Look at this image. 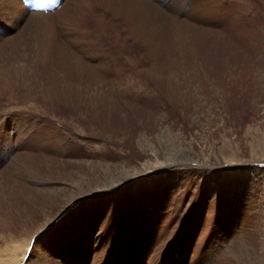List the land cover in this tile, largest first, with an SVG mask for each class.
Segmentation results:
<instances>
[{
    "label": "rangeland",
    "instance_id": "obj_1",
    "mask_svg": "<svg viewBox=\"0 0 264 264\" xmlns=\"http://www.w3.org/2000/svg\"><path fill=\"white\" fill-rule=\"evenodd\" d=\"M73 1L67 0L55 16L40 19V26L24 16L17 25L0 29V119L18 126L22 124L19 113L30 118L31 136L17 154L36 176L44 178L46 185L41 188L58 177L62 186L71 188L69 181L78 179L71 163L83 161L85 166L91 162L99 167L106 162L135 170L148 160L141 150L148 146L179 162L163 174L146 178L144 188L155 193L149 208L163 204L175 179L186 178L179 177L180 171H188L190 181L187 179L185 189L195 194L194 244L188 251L180 248L183 255L167 253L171 259L165 255L155 264H264V0ZM162 14L167 20L159 23ZM36 132L49 133L50 140L40 144ZM54 136L63 138L65 150L59 152ZM182 149L195 158L180 162L188 153ZM3 161L0 264H28L38 261L48 248L47 239L57 230L61 233L62 227L54 226L57 229L47 232L45 240L39 232L32 238L24 236V230L31 227L30 215L38 224L44 211L34 210L21 194L30 179L7 169L13 160ZM239 165L242 167L236 169ZM244 169L248 170L245 178L249 177L246 183L251 197L244 203L243 213L231 222L242 232H229L227 242L219 239L223 243L216 252L208 251L213 250L210 246L201 254V244L218 241L214 231L225 210L222 201L229 200L225 212L236 211L230 204V181L225 185L224 177L230 179ZM46 177L52 181L48 183ZM185 198L180 196L172 204L177 206ZM179 211L170 215L164 210L157 223L155 218H147L156 230L150 234L142 264H153L154 256L172 241L171 236L176 237L183 217ZM203 212L207 226L200 218ZM24 214H30L29 218ZM142 216L145 219V212ZM62 225L73 229V224ZM9 226L13 229L7 230ZM167 232L171 235L165 240ZM188 237L187 232L172 245L178 248ZM167 248L171 250L170 244ZM127 252L125 246L120 249L115 264H138L136 255ZM53 258L60 264L59 256Z\"/></svg>",
    "mask_w": 264,
    "mask_h": 264
},
{
    "label": "bare ground",
    "instance_id": "obj_2",
    "mask_svg": "<svg viewBox=\"0 0 264 264\" xmlns=\"http://www.w3.org/2000/svg\"><path fill=\"white\" fill-rule=\"evenodd\" d=\"M65 2H67V0H62L61 5L55 11L44 14V13H40L37 11L29 12L26 9V7L23 5L21 0H0V29L8 28L9 24L13 26L17 25L18 21L21 20V18L24 16L29 18V22L31 21L35 24L37 23V25L40 26V24H42L41 23L42 21L40 19L49 17V16L50 17L55 16L57 14V10L60 9ZM170 7H173V6L170 5ZM160 19L164 21L166 18L164 19V16L162 14V16H158L159 23L162 22L160 21ZM155 22L157 21L155 20ZM41 26L43 27V25ZM51 31H54V29H51ZM8 86H5V87H8ZM29 105L31 107L35 106L34 102L29 103ZM23 113L24 112L22 111L21 113H19L20 115L18 114L19 121L20 122L22 121V124L18 126L13 125L10 120L9 121L6 120L7 122H4L3 118L0 119V163L2 160H4L3 163L7 160H9L10 162L13 160L7 166V169L12 171L11 173L17 176L24 174L28 179H30V182L27 180L29 182V186L27 187L25 186L26 192L20 191L23 198H25L27 201L30 200V203L33 204L34 210L38 208L39 211L40 210L44 211V219L42 222L38 224L34 223V221L32 220L33 218L30 214L23 215L25 219L29 218V215H30V218H31L30 222H32L31 227L26 228L25 230L23 229L24 230L23 234L24 236L28 238H32L33 235L39 232L38 236L41 237V239L45 240L48 237V235H46L47 232L52 231V229H57V228H53L54 226L56 227V225H58L62 227L61 233H59L57 230V233H53L52 236H50V238L47 239L46 245H48L47 246L48 248L47 250H44L43 253H40V256L38 257V261L31 260L27 262L28 264H33L32 262H38V263L42 262L43 264H45L46 262H51V264H55V263L57 264L56 260L53 258L55 256L60 257L61 259L60 264H115L117 260L116 259L117 253H119V250L122 249L124 246L128 248L129 252L134 253L136 255L138 264H142V262L145 263L146 253L149 248L150 241H151L150 234L154 230H156L155 225H153L154 222L148 223L149 220H147V218L151 219L153 217L156 219L155 223H157L160 220L164 210H167L169 214L171 213L170 215H173V212H175L174 213L175 215L177 214L176 213L177 209H180L178 213H181L183 217H182V221L179 223L178 233L176 237L171 236L172 241L164 245L166 246L165 247L166 249L167 246L170 244L171 250H167L168 248L166 250L163 249L160 253L154 256L152 263L155 264L157 261L160 260V258H162V256L166 255L167 257H169L167 253H170L171 257L175 256V254H177L178 252L180 255H183L184 250L179 251L180 248L186 249V251L191 249L192 245L194 244L193 239L196 236V229L194 225L195 223L192 221V218L194 215L193 201L195 199L192 195H195V194L194 193L191 194L189 189H185L186 188L185 183L187 179H189L187 177L189 174L188 171L185 170V173H183L184 171L179 172L178 174L179 177L184 176L186 178L179 179V180L175 179V185H171L170 189H168L169 194L166 196H163V200H164L163 204H156L155 206L152 205V207L149 208V205L151 204H148V203L152 201L151 198L154 197L153 194L155 193H152L151 190L144 188V186L146 185V182H148L146 178L149 177V175L163 174L166 171V168L168 166L177 165L179 163L178 161H175L173 157L171 158L172 160L166 159V157H164L163 154L161 153L159 154L155 152L154 149H150L148 146H145L146 148L143 147L141 150L144 156L148 160L145 161L144 164L136 167L135 170L129 169L128 167H127L128 168L127 170L125 166L123 167L114 166L113 167L111 166V164H107L106 162H104V164L100 165L99 167L95 166V163H91V162H89V164L85 166H84L85 162L83 161H82L83 163L82 162L71 163L73 167H76L75 168L76 170L74 172L78 173L76 176L78 177L77 180H72V179L70 181L68 180L71 183L70 185L71 188H66L65 185L62 186L64 183L63 184L61 183V180L59 177L56 182L53 180L54 181L53 184L49 183L50 180L52 181V179L46 177L45 179L48 180L49 184L47 188L43 189L41 187L45 184L43 180L44 178L40 179L38 176H36L35 174L36 172L33 173V171L31 170L32 168H29V166L24 162L25 158L22 159L21 158L22 156H19V154H17L19 153V151L17 152V150L20 149L21 145H23V143L26 141L27 138H30L28 136L30 135L29 134L30 129L32 130V128H29L30 125L28 126V122L30 121L29 120L30 118L28 119L26 115H23ZM42 133L43 132L35 133L36 134L35 138L37 142H39L40 144L46 143L48 140H50L48 136L49 133L48 134L45 133L44 135ZM50 137L52 136L50 135ZM53 138H56V140L54 141H55L56 147L59 148V152L62 151L63 146L65 145V144L63 145V143H65L63 142L64 140H62L63 138H61V136H54ZM151 152L153 153L152 157L154 158V160L151 157ZM181 152L183 153V152H188V151L185 149L184 150L182 149ZM11 155L15 157H10ZM167 156H170V155L167 154ZM191 158L193 159L195 157L192 156L190 152H188L182 159L183 161H180V162L189 163L191 162L190 160ZM193 162L196 163V161H193ZM200 164H203V162H201ZM187 165L188 164H186V167H188ZM239 167H242V166L239 165L238 167H236V169L237 168L239 169ZM115 171L118 172L119 174L116 175L114 173ZM247 171H248L247 169H244L243 171H241L239 175L235 177L231 176L230 179H228V177H224V179H226L224 181L225 185L227 184V180L230 181L229 192H231L233 196V202L231 203L230 201V204L232 205L233 209H235L236 211L229 212V213L225 212V210L227 209V204L229 203V200L222 201L221 206L223 207V209L225 208V210L221 211L220 215L218 216V220L216 222L215 231H214V236L216 235V238L218 241L214 239V243L210 242V243L201 244L199 246V250L201 251V254L204 250L205 251L208 250V247L210 246L213 247L212 248L213 250L212 251L208 250V251H210L211 253L213 251L216 252L217 245H221L223 243V241L219 239L222 237L223 239H226L224 243L227 242L229 232H235L236 234L242 232V230H240V227L235 226L236 222L235 224L231 222H234V220L239 218V216L243 213L244 206H245L244 203L248 202V197H251L249 196L248 191H247L248 183H246V180L247 178H249V177L245 178V175H247L246 174ZM64 174L65 172L62 174V176ZM20 178L22 177L20 176ZM63 180L65 181V178H63ZM30 188L34 190L30 191ZM180 196H185L186 198L183 201L179 200L178 202H180V204L177 206H174L173 204L175 203V201L178 200V197ZM167 199L168 201H170L168 202L169 204L166 203ZM25 204L27 206V203ZM47 208H49L50 210H48ZM143 212H145L147 216V217L145 216V219L142 216ZM204 212L200 214L201 216L200 218H202L205 226H207L206 224L209 221L206 215L204 214ZM249 212H251V209ZM140 215H141V219L144 222V224L141 222V219L139 217ZM248 217L249 218L252 217V213L248 214ZM62 224H65V225L73 224V229L72 228L66 229V227L64 228V225ZM11 228L13 229V227L11 226L6 227L7 230H11ZM187 232L189 233L188 239L187 240L182 239L183 240L182 242H186V244H182L181 246H178V248H174V245L172 244L175 243L176 240H178L179 238L181 239V237L184 236V234ZM170 233L171 232H167V234L165 235L166 236L165 240H167L168 236L171 235ZM113 246L117 248L113 249ZM244 246L247 247L248 245L244 244ZM249 246H250V243H249ZM161 248H163V245ZM252 249H253V246H252ZM28 252L29 250L24 251V255H26ZM13 254L14 253L10 252V254L8 255L9 257H11V259L14 260L15 257L14 258L12 257L15 255ZM109 255L111 256L108 259Z\"/></svg>",
    "mask_w": 264,
    "mask_h": 264
}]
</instances>
